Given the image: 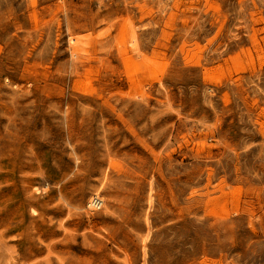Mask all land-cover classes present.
Returning <instances> with one entry per match:
<instances>
[{"label": "rangeland", "instance_id": "rangeland-1", "mask_svg": "<svg viewBox=\"0 0 264 264\" xmlns=\"http://www.w3.org/2000/svg\"><path fill=\"white\" fill-rule=\"evenodd\" d=\"M0 264H264V0H0Z\"/></svg>", "mask_w": 264, "mask_h": 264}, {"label": "built area", "instance_id": "built-area-1", "mask_svg": "<svg viewBox=\"0 0 264 264\" xmlns=\"http://www.w3.org/2000/svg\"><path fill=\"white\" fill-rule=\"evenodd\" d=\"M90 207L92 208V209H99L100 207H101V205H102V201L100 200V198L99 197H93L92 199H91V201H90Z\"/></svg>", "mask_w": 264, "mask_h": 264}, {"label": "bare ground", "instance_id": "bare-ground-1", "mask_svg": "<svg viewBox=\"0 0 264 264\" xmlns=\"http://www.w3.org/2000/svg\"><path fill=\"white\" fill-rule=\"evenodd\" d=\"M97 197V196H96ZM101 200V199H100ZM102 201V200H101Z\"/></svg>", "mask_w": 264, "mask_h": 264}]
</instances>
